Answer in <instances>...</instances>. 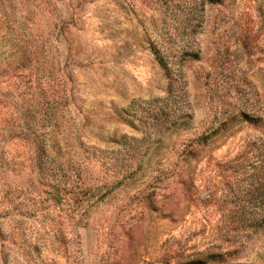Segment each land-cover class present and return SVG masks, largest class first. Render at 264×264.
<instances>
[{
  "label": "rangeland",
  "instance_id": "obj_1",
  "mask_svg": "<svg viewBox=\"0 0 264 264\" xmlns=\"http://www.w3.org/2000/svg\"><path fill=\"white\" fill-rule=\"evenodd\" d=\"M0 264H264V0H0Z\"/></svg>",
  "mask_w": 264,
  "mask_h": 264
}]
</instances>
